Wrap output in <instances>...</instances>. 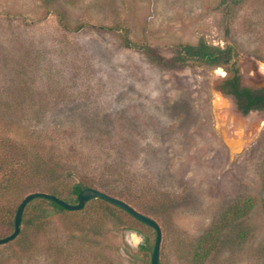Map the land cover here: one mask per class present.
Returning <instances> with one entry per match:
<instances>
[{
    "label": "rangeland",
    "instance_id": "374dc122",
    "mask_svg": "<svg viewBox=\"0 0 264 264\" xmlns=\"http://www.w3.org/2000/svg\"><path fill=\"white\" fill-rule=\"evenodd\" d=\"M201 39L233 58L172 60ZM233 68L264 83V0H0V238L26 194L81 182L157 222L160 264H264V113L222 92ZM84 204L20 225L0 264H150L152 229Z\"/></svg>",
    "mask_w": 264,
    "mask_h": 264
},
{
    "label": "trees",
    "instance_id": "16d2710c",
    "mask_svg": "<svg viewBox=\"0 0 264 264\" xmlns=\"http://www.w3.org/2000/svg\"><path fill=\"white\" fill-rule=\"evenodd\" d=\"M129 44H130V42L127 39L126 45H129ZM233 56H234L233 46H231V45H225L223 47L214 46V45L207 44L204 40L201 39L196 44L185 43V44H178L177 46H175V55L172 58V60L175 63H181V64H185L186 62L193 61V62H196L199 64H205V65H210V66H219V65L228 64L230 62V60L233 58ZM236 72H237L236 68H233L234 74L231 78H229V81L233 85V89H232L231 93L235 97L237 107L239 109H241L243 113L247 112V110H249L251 107H253V104L255 102L256 103L262 102L260 107H264V96L257 95V96L253 97L250 89H248L246 87H239L238 86V76H236ZM4 185H6V184H4ZM5 187L6 186H3L2 189H4ZM86 187H88V186L82 184L81 182H76V183L72 184L69 191H68V194L72 195V198H70V199H68L67 196L66 197L60 196L57 192H54V191L51 192V194L55 195L59 199L65 201L69 204H71V203L76 204L78 193L83 188H86ZM247 200L248 199L245 198V203L247 205H249L250 201H247ZM90 201H95V202H98L100 204H105L106 206H109L112 208H117L118 210L123 211L125 214L129 215L138 224H141L147 228L152 229L154 231V234H155V230L152 227L142 223L141 221L134 218L132 215H130L125 210L107 202L106 200H103L101 198H90L89 200H87V202H90ZM241 203H242V201L235 200L230 204V207L231 208L233 207V211H232L233 214L237 215L239 213H241V214L245 213L246 206L245 205L243 206ZM250 204H251V202H250ZM237 205H239V206H237ZM17 206L18 205H16L12 210L8 209V211H5V212L7 214H12L15 216ZM30 208H33V211H31V213L29 212ZM83 208H84V206L81 209H83ZM50 210L53 212H56V213L72 211V210H68L66 208H63L62 206H60L56 202L51 201L49 199H46L43 197H36V198L30 200L25 205L23 212H22L20 225H28V224L32 223L34 220L41 221L47 216V212H49ZM3 212H4V209L0 208V215L3 214ZM10 223H11V226H13V228H14V217L13 216L10 220ZM239 235L242 237L243 233H240ZM155 237H156V235H155ZM207 241H208V239H206V235H204L203 237L199 238L198 243L201 245L204 243H208ZM154 243H155V238H154L153 243L150 246H146V245L142 246V248L147 249L150 252V256H151V253H152V250L154 247ZM201 249H202V252L199 254L196 251H194L197 258L205 257L209 252V248H203L201 246ZM158 264H160L159 260H158Z\"/></svg>",
    "mask_w": 264,
    "mask_h": 264
},
{
    "label": "water",
    "instance_id": "95a60500",
    "mask_svg": "<svg viewBox=\"0 0 264 264\" xmlns=\"http://www.w3.org/2000/svg\"><path fill=\"white\" fill-rule=\"evenodd\" d=\"M36 197H43L46 199H49L51 201L56 202L63 208H66L68 210H77L81 209L84 205V203L89 200L90 198H101L103 200H106L107 202L125 210L128 212L130 215H132L134 218L137 220L141 221L142 223L152 227L155 230V243L154 247L151 253V259H150V264H158V257H159V248H160V241H161V230L157 222H155L153 219L150 217L140 213L136 209H134L131 205L126 203L123 200H120L118 198H115L107 193H104L98 189L91 188V187H86L83 188L77 195V203L76 204H69L58 197H56L53 194H48V193H43V192H32L29 194H26L22 200L19 202L15 216H14V229L12 233H10L8 236L0 238V244L5 243L13 239L19 232L20 229V222H21V217H22V212L25 207V205L32 199Z\"/></svg>",
    "mask_w": 264,
    "mask_h": 264
},
{
    "label": "flooded vegetation",
    "instance_id": "af4514ba",
    "mask_svg": "<svg viewBox=\"0 0 264 264\" xmlns=\"http://www.w3.org/2000/svg\"><path fill=\"white\" fill-rule=\"evenodd\" d=\"M229 78H226L224 79L223 81V84L221 86V90L223 93L227 94L228 96H230L234 102V105L235 107L242 113V114H249V113H252V112H262L264 113V107H260L262 102L261 103H254L253 104V107H251L249 110H247V112L243 113L241 109H239L237 107V104H236V101H235V97L233 96V94L231 93L232 89H233V85L232 83L229 81ZM238 86L239 87H246L248 89H250V91L252 92V96H264V83L260 84L259 86L257 87H247V86H242L240 85L239 81H238Z\"/></svg>",
    "mask_w": 264,
    "mask_h": 264
}]
</instances>
